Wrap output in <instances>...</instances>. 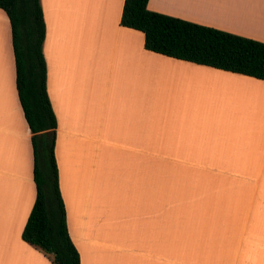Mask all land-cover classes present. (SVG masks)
I'll list each match as a JSON object with an SVG mask.
<instances>
[{"label":"crops","instance_id":"obj_1","mask_svg":"<svg viewBox=\"0 0 264 264\" xmlns=\"http://www.w3.org/2000/svg\"><path fill=\"white\" fill-rule=\"evenodd\" d=\"M123 5L41 0L56 121L45 140L80 264H264V81L147 51L120 25ZM147 9L264 43V0ZM31 137L0 9V264H51L21 238Z\"/></svg>","mask_w":264,"mask_h":264},{"label":"trees","instance_id":"obj_2","mask_svg":"<svg viewBox=\"0 0 264 264\" xmlns=\"http://www.w3.org/2000/svg\"><path fill=\"white\" fill-rule=\"evenodd\" d=\"M147 2L124 0L120 20L121 26L143 33L147 51L264 81V43L149 11ZM0 9L11 28L16 90L34 153L36 199L21 238L51 264H80L67 229L53 138L45 140L53 136L56 121L46 87L41 0H0ZM41 148L48 150L46 171L40 165Z\"/></svg>","mask_w":264,"mask_h":264},{"label":"rangeland","instance_id":"obj_3","mask_svg":"<svg viewBox=\"0 0 264 264\" xmlns=\"http://www.w3.org/2000/svg\"><path fill=\"white\" fill-rule=\"evenodd\" d=\"M40 158H41L42 169L46 171V169H47V162H48L47 154L46 153H42Z\"/></svg>","mask_w":264,"mask_h":264}]
</instances>
